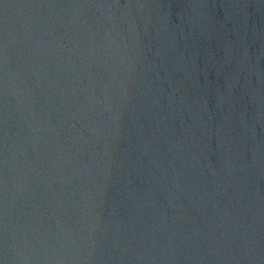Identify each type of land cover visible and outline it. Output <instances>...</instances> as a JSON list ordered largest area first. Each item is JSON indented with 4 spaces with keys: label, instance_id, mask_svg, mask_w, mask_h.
<instances>
[{
    "label": "water",
    "instance_id": "obj_1",
    "mask_svg": "<svg viewBox=\"0 0 264 264\" xmlns=\"http://www.w3.org/2000/svg\"><path fill=\"white\" fill-rule=\"evenodd\" d=\"M0 264H264V0H0Z\"/></svg>",
    "mask_w": 264,
    "mask_h": 264
}]
</instances>
